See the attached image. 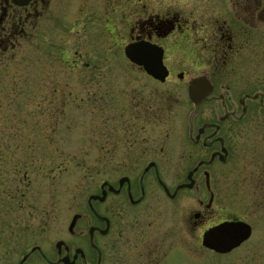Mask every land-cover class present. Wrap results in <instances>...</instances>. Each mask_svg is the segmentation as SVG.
Here are the masks:
<instances>
[{
  "label": "flooded vegetation",
  "instance_id": "flooded-vegetation-1",
  "mask_svg": "<svg viewBox=\"0 0 264 264\" xmlns=\"http://www.w3.org/2000/svg\"><path fill=\"white\" fill-rule=\"evenodd\" d=\"M129 2L119 1L114 6L112 0H97L94 6L105 17L100 20L102 27L125 29L124 46L143 40L160 47L168 74L164 80L157 79L125 56L130 68L127 72H139L153 83L139 77L144 84H124L120 90L116 85L106 90L97 88L92 100L86 102L92 111L95 171L122 173L117 180L101 181L93 201L104 203L116 197L137 206L156 195L175 199L187 190L202 189L209 196L207 201L198 200L200 208L192 213L189 222L195 226L204 210L215 203V189L224 187L232 172L230 182L234 177L235 184H242L245 170L251 173V184L263 201L264 0H154L136 5ZM47 4L48 0H30L26 5L0 0L1 232L8 228L11 232L16 230L19 185L31 181L34 167L33 152L28 148V158L20 164L17 137L3 133V61L16 39L24 36L28 39L27 29L33 27L40 12L38 7ZM10 6L16 11L20 9L19 13H4L3 9ZM21 10H26L25 15ZM169 56L190 59L196 66L201 61H209L210 65L209 71L199 72L188 80L183 87L185 107L177 110L170 100L174 92L164 91L161 85L173 74L172 66L167 63ZM199 76L209 81L211 90L195 103L188 97L187 86ZM232 76L233 83L223 81ZM176 77L181 81L184 70L177 71ZM45 92L50 97V92ZM56 99L48 101L42 120L43 140L49 146L54 132L67 119L62 94ZM68 141L71 142L62 138L58 146L53 144L54 155L73 154L67 148ZM249 148L250 153H247ZM121 178L125 179L121 182ZM89 208V218L99 223L90 226L94 230L92 234L88 231L89 246L96 253V264H100L102 250L93 238L96 234L104 238L110 231L111 220L98 212L92 202ZM145 216H129L125 221L129 229L124 235L127 245L136 240L137 233L144 236L141 226L146 222ZM147 222L149 226L151 221ZM64 250L68 252L69 246ZM78 257L88 264L86 254Z\"/></svg>",
  "mask_w": 264,
  "mask_h": 264
},
{
  "label": "rangeland",
  "instance_id": "rangeland-1",
  "mask_svg": "<svg viewBox=\"0 0 264 264\" xmlns=\"http://www.w3.org/2000/svg\"><path fill=\"white\" fill-rule=\"evenodd\" d=\"M119 1L124 0H112V4L117 6ZM129 1L136 5L154 0ZM96 2L48 0L46 6L38 7L39 15L33 27L27 29L28 39H16L13 49L5 54L1 83L3 133L17 137L20 164L26 162L28 148L33 152L34 167L31 181L19 185L16 230L0 231V264H63L60 257L66 253L72 257L75 248L84 250L88 264H96L88 231L99 223L89 218L88 197L98 193L101 181L117 180L122 173L95 171L92 111L86 102L92 100L97 88L106 90L116 85L120 90L124 84H144L139 77L152 82L139 72H127L123 52L126 30L103 28L100 20L105 17L97 12ZM18 10L12 6L3 9L4 13H19ZM25 11L20 13L25 15ZM167 63L173 74L161 85L164 91L174 92L170 100L174 109H180L186 101L183 87L199 72L209 71V61L196 66L190 59L169 56ZM180 69L184 70L181 81L176 77ZM233 78L223 81L233 83ZM45 91L50 92V97ZM61 94L67 119L56 129L49 146L43 140L44 110L49 100H57ZM62 138L71 140L66 145L73 154L54 155L53 144L58 146ZM250 175L245 170L242 184H235L234 177L230 182L228 177L224 187L216 188L215 203L204 210L195 226L189 222L192 213L200 208L198 200L207 201L209 196L202 189L187 190L175 199L156 195L137 206L116 197L104 203L92 200V206L111 220L109 233L104 238L97 234L93 238L102 250L100 264H264V200L259 199ZM139 214L146 215L141 226L144 236L137 233L136 240L127 245L124 235L129 229L125 221ZM74 215L78 218L69 231ZM231 217L252 225L250 237L225 254L203 247L204 230ZM147 221H151L149 226ZM58 240L69 246L68 252L62 247L58 253ZM33 247L39 249L32 251ZM75 264L84 261L78 257Z\"/></svg>",
  "mask_w": 264,
  "mask_h": 264
},
{
  "label": "water",
  "instance_id": "water-1",
  "mask_svg": "<svg viewBox=\"0 0 264 264\" xmlns=\"http://www.w3.org/2000/svg\"><path fill=\"white\" fill-rule=\"evenodd\" d=\"M30 0H12L18 5H26ZM125 56L133 63L143 66V68L157 79L164 80L168 74V69L162 60V49L157 45L148 41H135L127 43L124 46ZM211 90V84L203 77L199 76L189 81L187 86L188 97L191 101L198 103ZM125 178H121V182ZM104 194V191L102 192ZM96 198V195L88 197V205ZM78 215H74L68 225V230L72 231L76 223ZM94 227H90L89 233L92 234ZM252 233V226L250 223L242 219H226L216 223L204 230L202 234L201 244L220 254H225L238 247L242 242L250 237ZM58 252H61L62 247L68 249L63 240H58L55 243ZM39 249L33 247L32 251ZM84 257L82 248H76L73 257L70 258L68 254L60 257L59 262L63 264H74L78 255ZM27 257L23 256L21 262ZM20 262V263H21Z\"/></svg>",
  "mask_w": 264,
  "mask_h": 264
}]
</instances>
